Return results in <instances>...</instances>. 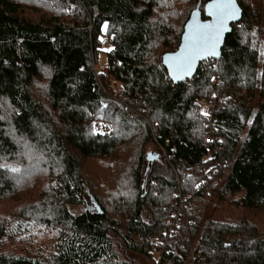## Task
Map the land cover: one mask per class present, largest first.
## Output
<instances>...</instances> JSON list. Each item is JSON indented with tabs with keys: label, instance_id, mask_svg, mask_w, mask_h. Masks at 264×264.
I'll return each instance as SVG.
<instances>
[{
	"label": "trees",
	"instance_id": "trees-1",
	"mask_svg": "<svg viewBox=\"0 0 264 264\" xmlns=\"http://www.w3.org/2000/svg\"><path fill=\"white\" fill-rule=\"evenodd\" d=\"M210 1L0 0V162L20 169L0 167V264H189L195 243L194 264H264L259 12L236 0L240 22L192 79L161 63ZM11 230L33 233L31 252L7 249Z\"/></svg>",
	"mask_w": 264,
	"mask_h": 264
},
{
	"label": "snow or ice",
	"instance_id": "snow-or-ice-1",
	"mask_svg": "<svg viewBox=\"0 0 264 264\" xmlns=\"http://www.w3.org/2000/svg\"><path fill=\"white\" fill-rule=\"evenodd\" d=\"M207 8L214 18L213 21L208 24L189 25V32L185 35V44L182 45L181 51L167 57L173 82L190 75L198 59L218 55L217 47L225 31L226 22L236 15L232 0H217L210 3ZM104 28L106 30L107 25ZM202 114L207 115V113ZM251 123L252 121L249 120L250 125ZM0 167L7 168L11 172L20 171L19 168H9L8 165H0Z\"/></svg>",
	"mask_w": 264,
	"mask_h": 264
},
{
	"label": "rangeland",
	"instance_id": "rangeland-1",
	"mask_svg": "<svg viewBox=\"0 0 264 264\" xmlns=\"http://www.w3.org/2000/svg\"><path fill=\"white\" fill-rule=\"evenodd\" d=\"M243 1H244L245 5H246L247 9L251 10L252 14L256 15L257 12H259L260 22H259V26L256 28V31H257V38H258V43H259V52H260L259 57H262V49L264 47V0H243ZM95 69L97 71H102V70L106 69L104 55H99V59H98V62L96 63V65H95ZM144 150H145L144 151L145 155L152 153V154L156 155L157 158H158V161H160V163L163 164V161L161 160V155L159 153H157L158 154L157 155L155 153V149H153V147L151 145L148 146L147 148H145ZM91 163H90V161L87 162V163L85 162L83 164L84 169L90 167V165H92ZM0 165H7V164H4V163L0 162ZM11 167H15V166L14 165L13 166L10 165L9 168H11ZM206 185H207V183H206ZM207 190H209V188ZM32 234L33 233L29 232V235H27V232H25L24 230L23 231H21V230H11V232L9 234V237H8V244H10V246L7 247V249L10 250V251L14 250V251L22 253V254H23L24 251L25 252H27V251L31 252L30 251V247H31L30 244L32 242V240H31L32 239V237H31ZM15 241L17 243H14ZM129 258H134V261L137 264H151L148 260H146V259H144L142 257L129 255Z\"/></svg>",
	"mask_w": 264,
	"mask_h": 264
},
{
	"label": "water",
	"instance_id": "water-1",
	"mask_svg": "<svg viewBox=\"0 0 264 264\" xmlns=\"http://www.w3.org/2000/svg\"><path fill=\"white\" fill-rule=\"evenodd\" d=\"M214 2H217V0H211L210 2H208L204 6V14H205L206 20L202 19L201 13L198 10H194V11L191 12L187 22L184 25L183 32H182V35H181V38H180V44H179L177 50L175 52H173V53L164 54L162 56V58H161L162 66L166 70L169 79L175 85L180 84V83H182V82H184L186 80L192 79L195 76V74L197 72V69H198V67H199L201 62L206 61V60H217L220 57V55H221V49H222V47L224 45L226 36L231 33V25L240 22V20L242 18V10H241L240 6L238 5L236 0H232V3L235 5L236 15H235L234 18H232V19H230V20H228L226 22L225 31L221 35V40H220V43H219V45L217 47L218 55L217 56H208L206 59H198L196 61V63H195L193 71H192V73L190 75L185 76L181 80H177V81L173 82L171 74H170L169 61H168L167 57H171L174 54H176V53L181 51L182 45L185 44V35L189 32V25L208 24V23H211L213 21L214 18H213L212 15L209 14V10H208L207 6L210 3H214ZM153 159H154L153 154H148L147 161H148L149 164L153 161Z\"/></svg>",
	"mask_w": 264,
	"mask_h": 264
},
{
	"label": "built area",
	"instance_id": "built-area-1",
	"mask_svg": "<svg viewBox=\"0 0 264 264\" xmlns=\"http://www.w3.org/2000/svg\"><path fill=\"white\" fill-rule=\"evenodd\" d=\"M215 95H218V92L215 93ZM218 109V103L216 102L215 98H213L212 100H210L209 102H207L204 105V110L203 113H207V115H205L206 120L204 123L205 126V141L206 143L213 147L216 151V153L219 152V138L217 136V132L216 129L213 127V113ZM211 141V142H210ZM221 163H217L214 166V170L216 171L217 169H219L221 167ZM205 186L207 187V185L205 184ZM210 190H208V194H210ZM184 209V202L180 201L178 204H176V206L174 207V209L171 212V219L169 221V226L167 229V234L169 237H173L174 234L177 233L178 230V220L182 214V211ZM191 252L189 253L188 256V263L189 264H194V260L199 256V252L195 253L194 252V248H196V243L193 244L191 246Z\"/></svg>",
	"mask_w": 264,
	"mask_h": 264
},
{
	"label": "bare ground",
	"instance_id": "bare-ground-1",
	"mask_svg": "<svg viewBox=\"0 0 264 264\" xmlns=\"http://www.w3.org/2000/svg\"><path fill=\"white\" fill-rule=\"evenodd\" d=\"M185 210V209H184Z\"/></svg>",
	"mask_w": 264,
	"mask_h": 264
}]
</instances>
